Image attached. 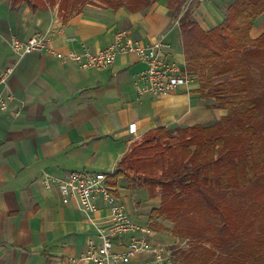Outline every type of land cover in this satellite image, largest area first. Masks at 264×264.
<instances>
[{
	"label": "crops",
	"instance_id": "crops-1",
	"mask_svg": "<svg viewBox=\"0 0 264 264\" xmlns=\"http://www.w3.org/2000/svg\"><path fill=\"white\" fill-rule=\"evenodd\" d=\"M234 1L208 0L202 10L192 9L193 18L205 30L212 29L225 20ZM181 16L173 20L169 1L155 0L135 12L86 5L64 21L58 7L34 11L25 1L0 0V75L16 66L4 90L24 104L19 119L11 113L0 118V264H65L69 257H82L96 235L77 201L64 205L57 189L44 187L40 181L44 171L63 176L88 170L110 179L147 133L202 125L210 115L200 107L195 80L190 88L168 95L139 96V74L147 66L134 55H121L106 68L84 70L48 51L20 58L12 50V38L29 39L50 30L49 47L66 54L80 52L83 43L101 51L119 34L127 42L143 44L163 39L168 44L164 58L186 65ZM261 17L254 21L253 39L264 32ZM111 187L137 223L153 222L151 213L160 207V198L148 199L144 188L124 177ZM98 205L95 217L100 220L108 211L103 201ZM158 220L164 229L171 228L163 218ZM164 229H153L152 239L168 247L176 238ZM151 256L141 255L126 264H142Z\"/></svg>",
	"mask_w": 264,
	"mask_h": 264
},
{
	"label": "trees",
	"instance_id": "trees-1",
	"mask_svg": "<svg viewBox=\"0 0 264 264\" xmlns=\"http://www.w3.org/2000/svg\"><path fill=\"white\" fill-rule=\"evenodd\" d=\"M34 11L47 0H19ZM70 1V0H69ZM81 1V0H80ZM85 1V0H82ZM155 0H94L106 9L142 11ZM180 13L184 0H168ZM79 0L62 7L64 21L79 12ZM264 14V0H235L225 20L205 31L187 9L179 23L186 66L198 77L199 94L226 110L219 123L167 127L147 133L121 161L119 177L161 199L151 213L171 224L175 264H264V32L251 30ZM126 167V169H125ZM125 169V170H124Z\"/></svg>",
	"mask_w": 264,
	"mask_h": 264
},
{
	"label": "built area",
	"instance_id": "built-area-1",
	"mask_svg": "<svg viewBox=\"0 0 264 264\" xmlns=\"http://www.w3.org/2000/svg\"><path fill=\"white\" fill-rule=\"evenodd\" d=\"M197 1L203 4L207 0ZM50 42L51 31L47 30L29 39L14 37L10 45L20 58L48 51L55 59L74 63L84 70L106 68L114 65L121 55H134L147 66L146 70L139 74L142 81V84L137 86L139 96L168 95L183 87L190 88L194 82L185 64L164 58L168 44L163 39L143 44L137 41L127 42L124 35L119 34L109 47L101 51L94 52L83 43L81 51L74 54L52 49L49 47ZM15 71L16 66H10L0 75V118L9 113L14 119L23 115L24 104L19 102L13 93L4 90ZM40 181L46 189H57L64 205L77 201L96 230V235L88 241L87 252L80 258L69 257L65 264H126L145 254L152 256L142 264H172L171 251L153 241L154 230L149 225L134 221L126 204L113 191L107 174L83 170L58 176L44 172ZM100 200L104 202L108 213L99 220L95 215L99 211Z\"/></svg>",
	"mask_w": 264,
	"mask_h": 264
},
{
	"label": "rangeland",
	"instance_id": "rangeland-1",
	"mask_svg": "<svg viewBox=\"0 0 264 264\" xmlns=\"http://www.w3.org/2000/svg\"><path fill=\"white\" fill-rule=\"evenodd\" d=\"M75 1L76 0H47V4H48V6H49V8L51 7V8H53V7H58V9H59V12H60V16H61V12H62V7H66L68 4H71L72 2H74L75 3ZM185 1V3H184V5H183V7H182V10H181V12L180 13H178V12H172V16H173V20H177V18L180 16V15H183L184 14V12L187 10V9H203V7H204V5L206 4V2L208 1H206L205 3H200V2H198L197 0H184ZM79 11H81L82 10V8L84 7V6H88V5H91V6H94V7H97V8H102V9H106V8H104V7H101V6H99V5H97V4H94V0H85V1H80L79 0ZM124 8H127V7H124ZM128 9V8H127ZM129 10V9H128ZM264 16V15H263ZM263 16L259 19V21H261V20H263ZM202 27V26H201ZM203 28V27H202ZM204 29V28H203ZM205 30V29H204ZM209 30H211V29H209ZM209 30H205V31H209ZM190 74H191V76L193 77V79L195 80V81H197L198 82V77H197V75H195L194 73H192V72H190ZM198 98V101H199V104L201 105L200 107H206L207 108V110H209V113H210V115L206 118V120H204V124H202V125H204V126H212V125H215L216 123H219L221 120H222V118H223V116L224 115H226V113H227V111L226 110H221V109H217V108H215V105H216V102H215V100L213 99V98H211V97H206V98H202L200 95L197 97ZM186 126H183V127H177V126H175V127H171V128H169V129H171V131H174V133H176L175 135H177V129H179V128H185ZM125 169H126V167H125ZM124 169V170H125ZM44 172H48V171H44ZM137 184L135 183V186H136ZM136 192H138V191H136ZM139 192H141V191H139ZM147 192V191H146ZM146 195H147V197H148V193H146ZM149 199V198H148ZM151 200V199H150ZM154 200V199H153ZM160 206H161V201H160ZM134 221H135V219H134ZM156 223H158V222H160V220H158V218L156 217L155 218V220H154ZM162 223V222H161ZM161 223H159V224H161ZM149 225V224H148ZM150 227H154L153 226V222H151L150 223V225H149ZM163 226V225H162ZM171 229V228H170ZM176 242H174L173 244H171V245H169L167 248L170 250V251H172L173 252V248H175V247H178V248H188V241H186V240H182L181 238L179 239V238H177L176 240H175ZM175 261H173L172 262V264H175L174 263Z\"/></svg>",
	"mask_w": 264,
	"mask_h": 264
}]
</instances>
